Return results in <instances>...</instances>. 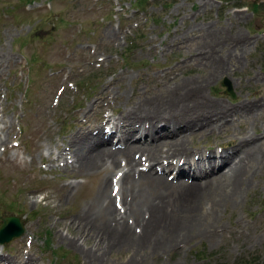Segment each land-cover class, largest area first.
Returning a JSON list of instances; mask_svg holds the SVG:
<instances>
[{
	"label": "rangeland",
	"instance_id": "374dc122",
	"mask_svg": "<svg viewBox=\"0 0 264 264\" xmlns=\"http://www.w3.org/2000/svg\"><path fill=\"white\" fill-rule=\"evenodd\" d=\"M0 53V221L30 216L21 237L0 244V264L28 256L27 264H264V0H0ZM198 80L202 95L188 105L227 111L211 127L180 135L194 154L232 152L240 138L256 147L238 194L178 248L152 249L159 241L153 232L137 251L88 260L89 243L70 240L80 220L96 225V216L85 214L98 176L55 170L50 158L79 126L99 125L104 114L119 117L138 101ZM237 152L226 155L232 160ZM49 190L55 207L28 202ZM171 203L180 215L188 204L197 205L192 215L199 211L190 196L176 194Z\"/></svg>",
	"mask_w": 264,
	"mask_h": 264
},
{
	"label": "bare ground",
	"instance_id": "6f19581e",
	"mask_svg": "<svg viewBox=\"0 0 264 264\" xmlns=\"http://www.w3.org/2000/svg\"><path fill=\"white\" fill-rule=\"evenodd\" d=\"M202 84L199 80L188 84L179 82L172 90L126 107L119 117L104 114L99 125H81L67 135L66 143L61 145L56 157L50 158L56 159L61 168L98 176L95 193L87 201L85 214L92 212L96 216V225L80 220L75 237L70 240L76 246L77 237H83V241L89 243V248L83 252L88 260L102 261L113 252L137 251L153 232H156L153 239L159 241L152 249L178 248L182 246L179 239L203 233L201 230L212 223V213L218 206L227 203L231 195L238 194L241 188L239 175L242 178L248 172L245 159L253 160L258 155L256 147H247V139L240 138L232 152L203 151L195 153L198 157L194 159L187 148L188 137L180 135L182 131L196 130L218 119L219 113L227 111L219 107L213 114H207L211 112L208 106L188 105L202 95ZM192 92L194 95L188 96ZM101 94L104 96L103 92ZM99 99L100 105L105 97ZM87 113L83 116L87 117ZM177 119L189 121L177 122ZM125 121L129 122L126 126ZM211 125L209 123V127ZM104 126L109 127L108 130L105 131ZM169 126H172L171 130L159 132L160 128L168 129ZM3 141L0 134V142ZM228 150L231 151V147ZM233 152H237V156L230 160L226 154ZM67 153L72 158H66ZM163 159L170 161L163 164ZM183 178L186 183L180 182ZM176 194H181L183 200L190 196L199 204L198 213L195 211L192 215L197 205L188 204L180 215L178 208L171 207ZM187 213L191 217L185 219ZM30 261L28 256L20 263ZM7 262L14 264L9 258Z\"/></svg>",
	"mask_w": 264,
	"mask_h": 264
},
{
	"label": "water",
	"instance_id": "95a60500",
	"mask_svg": "<svg viewBox=\"0 0 264 264\" xmlns=\"http://www.w3.org/2000/svg\"><path fill=\"white\" fill-rule=\"evenodd\" d=\"M222 84L226 86V92L234 97L230 82L227 79H223ZM22 232L23 228L19 218L13 216L5 217L0 224V242H7L13 237L19 236Z\"/></svg>",
	"mask_w": 264,
	"mask_h": 264
},
{
	"label": "clouds",
	"instance_id": "9594fccd",
	"mask_svg": "<svg viewBox=\"0 0 264 264\" xmlns=\"http://www.w3.org/2000/svg\"><path fill=\"white\" fill-rule=\"evenodd\" d=\"M27 200L30 204H35L37 207H55L57 203L55 195L50 190L36 193L35 195H29Z\"/></svg>",
	"mask_w": 264,
	"mask_h": 264
}]
</instances>
